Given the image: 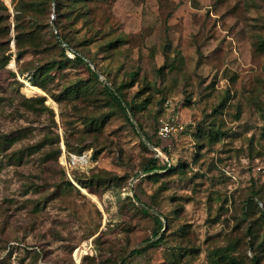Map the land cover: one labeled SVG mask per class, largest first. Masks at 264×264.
I'll return each mask as SVG.
<instances>
[{
    "label": "rangeland",
    "instance_id": "rangeland-1",
    "mask_svg": "<svg viewBox=\"0 0 264 264\" xmlns=\"http://www.w3.org/2000/svg\"><path fill=\"white\" fill-rule=\"evenodd\" d=\"M85 1L57 14L53 0H0V264H264V0ZM162 119L179 126L170 138ZM68 138L93 160L71 175ZM155 156L178 168L149 176ZM142 207L163 214L164 240L131 255L158 237Z\"/></svg>",
    "mask_w": 264,
    "mask_h": 264
},
{
    "label": "trees",
    "instance_id": "trees-1",
    "mask_svg": "<svg viewBox=\"0 0 264 264\" xmlns=\"http://www.w3.org/2000/svg\"><path fill=\"white\" fill-rule=\"evenodd\" d=\"M53 1H55V3H56V12H57V14L61 10V8L63 9V7L66 6V5H69V7H71L72 5H81L82 3L84 4L86 2L85 0H53ZM80 7L81 6H79L76 10H79ZM41 27H42L41 24L38 27H33L30 30V32H29V35H30L29 39L35 40L38 36H40L41 33H42L41 32ZM16 29L18 31V35L16 36L17 45H18V51H17V54H16V58H17L18 61H20L22 59L23 55H24V51L25 50L20 47L19 43H20V40L23 37L20 35L21 32L19 31L18 27ZM52 37H53V39L55 38V41L57 40V43L59 44V46H61V48L63 50H65L66 52L71 50L74 53V55H73L74 59L77 62H79V63L85 64L88 67V69L91 71L92 75L97 80H99V73L90 65V62H93V60L90 59V62L87 61L86 57H89V56L87 54L80 53V51L77 50L74 47V45L71 43V40L66 36V34L61 31V28L59 26H58V31L56 33L53 32ZM3 55H6V53H3ZM26 71L27 70L25 68H23V67H19V69H18V73L20 75L25 74ZM11 74L13 76H16L17 72L13 70V71H11ZM43 75H44V71L42 70L41 66H35V67L31 68V70L29 71V74H28V76L30 77L29 80L33 84L45 88L44 82H43V80H41V79H43L42 78ZM132 75H133V77L136 76L137 75V71H132ZM103 84H104L103 88H104L106 94L112 100H114L124 111H126L127 109H132V111L134 112L131 102H129V100L125 97V94L122 91L120 86H115V84H113V83L110 84L108 79H107V82L105 81V82H103ZM78 90H79V88H76L73 91L74 92H78ZM0 99H1V96H0ZM44 99L45 98L42 97L41 101L44 102ZM138 125L141 128V130L143 131V133L147 136L148 140L154 146L159 147L158 142H155L153 140V138L147 133V131L145 130L143 124L141 122H138ZM8 139H9L10 142L15 140V138H13V137L8 138ZM66 146L68 148H72L73 147L72 144L70 143L69 138L66 141L65 147ZM90 146H92V145H86V146H81L79 148H76V147L75 148L78 149L79 151H82V150H84V149H86L87 147H90ZM67 147H66V149H67ZM100 152H101V150H96L95 156L98 153H100ZM177 168H178V166H175L172 163H170V164H168L167 162L161 163L160 157L159 156H155V157L150 158V160L147 162V164L144 166L143 169H144L145 172H147V174L149 176H155V175H159V174H161L163 172L174 171ZM75 179L77 180L78 183L83 184V185L85 184V181L82 178L76 176ZM68 184L72 185V182L68 181ZM253 193L255 194L256 191H253ZM135 197L138 200H141V198L137 194H136ZM257 199H258V202L262 201L263 202V206H264V201L262 199L258 198V197H257ZM142 211L144 213H147V214L151 213L148 207H142ZM263 214H264V212H263ZM151 215L154 217L155 222H156V224L158 226L157 229L154 232V236H158V237L155 240L151 241L146 246L139 247V248H134L131 251V255H134V254H137V253H141L147 247L158 245L164 240V234L163 233L159 236L160 230L164 226V222H163V219H162L163 214L162 213H160V214L159 213H151ZM249 232H252L251 231V227H249ZM214 256H216L215 253L210 254V256H209L210 257V264H226L224 256H218L216 258ZM258 259H259V257L255 256V262L258 261ZM126 263H127V259H124L121 264H126Z\"/></svg>",
    "mask_w": 264,
    "mask_h": 264
},
{
    "label": "built area",
    "instance_id": "built-area-1",
    "mask_svg": "<svg viewBox=\"0 0 264 264\" xmlns=\"http://www.w3.org/2000/svg\"><path fill=\"white\" fill-rule=\"evenodd\" d=\"M71 55L74 53L69 50ZM178 125L175 124L173 121L162 119L160 126L158 128V136L161 138H170L175 131L178 130ZM166 156V155H165ZM167 160L168 157L166 156ZM92 152L90 150H86L84 152L75 153L68 151L63 145V151L61 154V163L63 164L64 168L66 169L67 173L71 175V170L76 167L85 168L92 162ZM170 164V163H169ZM260 168H264V164L260 166ZM259 204L262 206L263 202L259 201Z\"/></svg>",
    "mask_w": 264,
    "mask_h": 264
},
{
    "label": "water",
    "instance_id": "water-1",
    "mask_svg": "<svg viewBox=\"0 0 264 264\" xmlns=\"http://www.w3.org/2000/svg\"><path fill=\"white\" fill-rule=\"evenodd\" d=\"M93 68L97 71V69H96V67L95 66H93ZM98 72V71H97ZM139 132H140V134H141V136L146 140V142L151 146V147H153V149L154 150H158V148L156 147V146H154L149 140H148V138L144 135V133L142 132V130L139 128ZM165 228V227H164ZM125 257H127V256H125ZM122 263V262H121ZM120 263V264H121Z\"/></svg>",
    "mask_w": 264,
    "mask_h": 264
},
{
    "label": "bare ground",
    "instance_id": "bare-ground-1",
    "mask_svg": "<svg viewBox=\"0 0 264 264\" xmlns=\"http://www.w3.org/2000/svg\"><path fill=\"white\" fill-rule=\"evenodd\" d=\"M27 84L31 87V88H37L35 85L31 84L30 82H27ZM81 258V253L78 249L77 251V259L79 260Z\"/></svg>",
    "mask_w": 264,
    "mask_h": 264
}]
</instances>
